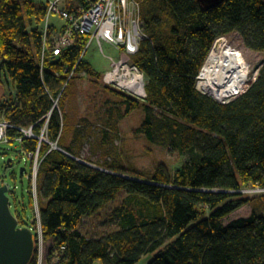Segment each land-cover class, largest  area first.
<instances>
[{
    "label": "trees",
    "instance_id": "1",
    "mask_svg": "<svg viewBox=\"0 0 264 264\" xmlns=\"http://www.w3.org/2000/svg\"><path fill=\"white\" fill-rule=\"evenodd\" d=\"M89 1L64 4L74 10ZM140 1L148 39L131 62L144 74L146 97L137 100L104 88L126 98V115L142 111L135 132L146 141L192 155L172 174L162 164L145 176L134 168L74 159L80 139L63 111L70 81L63 87L72 71V78L86 73L101 80L88 62L78 61L88 38L78 37L59 56L46 52L41 70L42 33L30 27L33 21L43 23L47 4L0 0V89L9 81L13 90L0 110L11 124L31 128L37 137L48 118L45 137L59 148L35 138L17 145L26 154L38 149L41 159L40 226L43 240L55 245L45 262L136 264L153 254L148 264H264V194L240 192L264 187V60L256 81L232 102L220 104L196 89V77L219 37L238 33L246 49L264 53V0H223L209 8L198 0ZM219 58L216 45L207 70ZM22 136L19 129L8 131L11 143ZM121 193L125 197L110 215L118 220L117 230L91 239L79 230L83 218L98 215ZM247 204L253 214L224 223ZM28 206L32 210L31 196ZM15 216L20 226L34 224ZM37 238L34 233L36 247ZM29 264H37L36 254Z\"/></svg>",
    "mask_w": 264,
    "mask_h": 264
},
{
    "label": "rangeland",
    "instance_id": "2",
    "mask_svg": "<svg viewBox=\"0 0 264 264\" xmlns=\"http://www.w3.org/2000/svg\"><path fill=\"white\" fill-rule=\"evenodd\" d=\"M33 1L36 4L48 3V0ZM62 4L66 6L64 1ZM42 24H36L33 21L30 29H38L43 34ZM51 25L55 26V31H59L64 27V21L57 15H52L50 17ZM226 42L229 46L239 51L243 60L252 68L264 60V53L252 52L243 46L242 39L238 33L227 35ZM102 49L103 53H101L97 44L92 43L83 57V60L88 62L101 75L109 68L108 57L117 58L119 56L115 49L108 44H104ZM7 82L5 81L3 88L0 89V108L2 104H6L10 100L6 95L13 93L11 85ZM104 86L100 79L91 77L86 73H80L75 74L70 80L68 89L64 94L63 111L68 115L72 134L77 131L79 135L77 138L81 141H77V147H80V154L79 157L75 158L76 160H87L95 166L107 163L108 165L125 169L134 168L141 172L142 175L150 176L160 164L172 174L181 163L191 159V154L180 155L169 148L149 143L142 135L137 134L135 130L142 122L144 115L142 111L135 110L126 115V104L124 103L126 98L109 91ZM132 98L143 99V97L137 96ZM4 119H7L5 117V109H1L0 122ZM26 129L29 130L30 128ZM40 138H44L46 142L43 140L41 142L51 145L52 149H59L55 143L47 140L45 132L39 136ZM72 138L73 136L70 137V140ZM9 160L12 162L11 167L7 163ZM32 165L30 157L20 151L19 146L13 144L0 145V185L11 186V190L7 193L10 211L14 215L20 214L28 223H34L31 228H33L34 233H38L39 225L36 221V206L33 202L32 210L28 206L30 196L29 175ZM21 169L24 170L23 173H21ZM37 197L39 210L40 204L43 202L39 189ZM124 197L125 194L121 193L115 202L106 206L98 215L83 218L79 230L90 239L101 237L117 230L118 220L116 218L111 219L110 215ZM260 212V210L255 211L257 215L261 214ZM251 214H253V207L247 204L228 216L224 223L226 224L238 218H247ZM54 246L51 241H44L43 236L40 239L37 238L35 251L37 264H46V255ZM152 258L153 254L144 255L136 264H148ZM93 264L102 263L100 260H96Z\"/></svg>",
    "mask_w": 264,
    "mask_h": 264
},
{
    "label": "built area",
    "instance_id": "3",
    "mask_svg": "<svg viewBox=\"0 0 264 264\" xmlns=\"http://www.w3.org/2000/svg\"><path fill=\"white\" fill-rule=\"evenodd\" d=\"M64 0H48L47 11L43 20L42 34V53L40 56V68L42 70L44 57L46 52L52 56H59L64 51H68L76 45V40L80 36L88 38L82 55L78 61L82 60L84 53L89 49L92 43L99 46L103 53L102 46L110 45L119 54L117 58L108 57L109 68L101 76L102 83L112 89L118 90L131 97H146L144 90L145 77L142 71L131 62V58L137 54L140 45L148 39L141 27V2L139 0H93L89 1L87 6H78L74 10H69L63 6ZM57 15L64 21V27L59 31L51 30L50 17ZM51 33V34H50ZM216 45L219 47L220 58L211 67L208 77L216 79V71L220 64L225 62L231 63L235 60L238 64H230L232 71L227 74L226 70L222 74V82L219 87H216L214 92H211L208 85L210 79L206 78V70L210 53L213 52ZM232 54V57H230ZM263 67L261 61L254 68L250 67L242 58L239 51L229 46L226 42V36L219 37L214 42L205 64L198 76L196 77V89L203 95L211 96L220 104H227L234 101L239 96L245 93L248 87L256 81L259 71ZM75 70V68H74ZM73 71L68 76L63 89L72 79ZM62 89V91H63ZM58 107V100H54L53 108ZM48 118H46V123ZM45 126L42 128V133L45 132ZM10 129H19L23 136L16 138L14 143L8 137ZM23 138H35L39 142L44 138L35 136L31 128L20 129L11 124L9 120L4 119L0 122V145L13 144L18 145ZM48 142V141H47ZM31 159L30 180V196L32 202L36 206V221L38 222L37 237H42L40 226V213L38 210V169L41 159L38 154V149L35 154L28 153ZM8 186V192L11 186ZM241 193L246 194H264V187L247 188ZM33 230V228L29 227ZM64 247L61 246L54 253L53 261L57 262L62 255Z\"/></svg>",
    "mask_w": 264,
    "mask_h": 264
},
{
    "label": "water",
    "instance_id": "4",
    "mask_svg": "<svg viewBox=\"0 0 264 264\" xmlns=\"http://www.w3.org/2000/svg\"><path fill=\"white\" fill-rule=\"evenodd\" d=\"M198 1L203 7L209 8L223 0ZM7 163L8 166H12L10 160ZM88 166L100 169L92 165ZM23 172L24 170L21 169V173ZM7 193L8 186L0 185V264H29L36 251L34 232L27 226L19 225L17 217L10 211Z\"/></svg>",
    "mask_w": 264,
    "mask_h": 264
},
{
    "label": "bare ground",
    "instance_id": "5",
    "mask_svg": "<svg viewBox=\"0 0 264 264\" xmlns=\"http://www.w3.org/2000/svg\"><path fill=\"white\" fill-rule=\"evenodd\" d=\"M230 57H232V54H230ZM232 58L235 59L234 56ZM225 62H228V58L225 59ZM225 62L223 64L218 65L219 69L215 70L216 71V76H215L216 79L215 80L208 77V75L210 73L209 71L212 69L210 68L209 70L206 71V78L210 79L208 87H209L211 92H214L216 90V87L220 86V83L222 82V74L224 73V71L226 70L227 74L232 71V68L229 65L230 64H233V65L238 64L235 60H232V62L230 64L229 63L227 64Z\"/></svg>",
    "mask_w": 264,
    "mask_h": 264
}]
</instances>
